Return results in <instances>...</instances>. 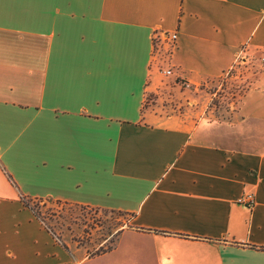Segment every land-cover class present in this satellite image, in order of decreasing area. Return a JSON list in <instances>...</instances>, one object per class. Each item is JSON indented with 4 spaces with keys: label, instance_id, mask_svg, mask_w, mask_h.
Listing matches in <instances>:
<instances>
[{
    "label": "crops",
    "instance_id": "obj_1",
    "mask_svg": "<svg viewBox=\"0 0 264 264\" xmlns=\"http://www.w3.org/2000/svg\"><path fill=\"white\" fill-rule=\"evenodd\" d=\"M50 13L30 25L29 0H0V264H264V0H73L72 27ZM160 33L176 34L165 55ZM242 69L228 109L210 106ZM167 70L182 110L162 115L143 106ZM32 200L128 219L88 256Z\"/></svg>",
    "mask_w": 264,
    "mask_h": 264
},
{
    "label": "rangeland",
    "instance_id": "obj_2",
    "mask_svg": "<svg viewBox=\"0 0 264 264\" xmlns=\"http://www.w3.org/2000/svg\"><path fill=\"white\" fill-rule=\"evenodd\" d=\"M46 4L51 8L50 14H54V11L66 14L62 19H59L57 15L55 16L57 27L59 24L61 27L73 26V0H29L30 25L41 23L40 11ZM162 42L166 46L167 52L163 54L165 55L170 52L171 44ZM153 47L154 51L158 49L157 42L153 41ZM165 72H162L159 79L160 94L156 96L152 93L147 94L143 107L144 109L153 108V110L157 108V113L169 115L182 110V108L178 109L177 101L172 100L174 98L173 92L167 87L169 82L167 77L169 75H166ZM239 72L241 73L231 70L228 76L217 80V82L215 81L213 85L209 86L210 92H216L210 106L221 107L224 110L228 109V105L232 103L236 95L242 92L245 84L244 80L242 82L238 80V78L244 76L245 72L243 69ZM180 86L186 90L192 89L190 85L189 88H186L183 82ZM29 203L34 214L51 233L60 238L62 242L84 247L85 255L88 256L98 254L112 246L117 232L125 226L128 219L127 215L120 212L88 209L51 200H32Z\"/></svg>",
    "mask_w": 264,
    "mask_h": 264
},
{
    "label": "built area",
    "instance_id": "obj_3",
    "mask_svg": "<svg viewBox=\"0 0 264 264\" xmlns=\"http://www.w3.org/2000/svg\"><path fill=\"white\" fill-rule=\"evenodd\" d=\"M158 37H160V39L162 41H164L165 43L171 44V47L174 45V43L176 41V34L168 35V34L160 33ZM240 54L241 53H239V55ZM261 66L264 67V60H261ZM229 73H230V71L226 75L228 76ZM165 74L166 75H170L171 73L168 70V71L165 72ZM184 86L186 88H189L190 87L189 84L188 83H185V82H184ZM238 202L239 203H244V204H247V205L251 206L252 205V202H253L252 201V196H246L244 199H240Z\"/></svg>",
    "mask_w": 264,
    "mask_h": 264
},
{
    "label": "trees",
    "instance_id": "obj_4",
    "mask_svg": "<svg viewBox=\"0 0 264 264\" xmlns=\"http://www.w3.org/2000/svg\"><path fill=\"white\" fill-rule=\"evenodd\" d=\"M36 216V215H35Z\"/></svg>",
    "mask_w": 264,
    "mask_h": 264
}]
</instances>
